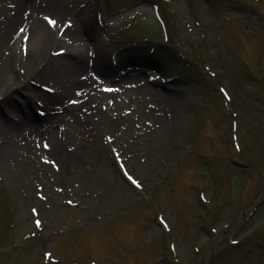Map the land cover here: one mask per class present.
Returning a JSON list of instances; mask_svg holds the SVG:
<instances>
[{
	"label": "rangeland",
	"instance_id": "rangeland-1",
	"mask_svg": "<svg viewBox=\"0 0 264 264\" xmlns=\"http://www.w3.org/2000/svg\"><path fill=\"white\" fill-rule=\"evenodd\" d=\"M54 3L61 19L36 15L52 43L26 57L25 5L0 0L2 123L44 104L34 86L75 52L58 40L80 5L120 64L99 81L83 70L88 95L17 133L18 153L0 123V264H264V0ZM127 72L138 82L112 91Z\"/></svg>",
	"mask_w": 264,
	"mask_h": 264
},
{
	"label": "bare ground",
	"instance_id": "bare-ground-1",
	"mask_svg": "<svg viewBox=\"0 0 264 264\" xmlns=\"http://www.w3.org/2000/svg\"><path fill=\"white\" fill-rule=\"evenodd\" d=\"M17 3H18V6L25 5L21 9V11L23 13L24 12L27 13L25 23H26V26H27V29L30 35V37L27 39L28 48H27L26 57H28V54L29 56L31 54H37L36 51L39 48L46 45L44 43H46L47 41L52 43L51 38L47 35V33L44 32L41 26V23L38 22L36 15L38 16V14H40L41 11L42 12L49 11V12L54 13L58 19H61L62 14L64 13L63 12L64 6L63 5L57 6L54 3V0H17ZM5 14L6 15L4 16V18L7 19V21L5 22H11L14 16H12L13 17L12 18V17H8V15L10 14L8 13H5ZM19 16H18V21L20 20ZM62 23L66 24V27L71 26L70 29L72 30L73 33L72 32L69 33L70 36L67 35L66 38H63L62 36V38L58 40V43L65 42L66 45L70 48V50L74 48L73 50L75 52H70L68 54L67 61L64 62L65 63L64 71L60 69L59 70L56 69L51 74V80L53 81L51 83V87L52 88L56 87V89L52 96L45 95L42 97L44 101L43 108L46 111L44 116L46 117L47 115L44 121L40 120L37 116L34 117L32 113L34 105L31 102L26 103L25 109L23 111L21 110L18 111V112H21V114H20V119L16 125L10 124V123L7 124V122L2 123L5 117H0V120H1L0 123L5 128V130L8 129L7 125H9V128H10L9 132L7 130L8 135H6L5 133L6 135V138H4L5 147L1 148V149L9 150L8 151L9 153H12L11 151L17 152L20 149L19 145L17 146L16 142L13 141V138L17 136V133L18 134H24V133L37 134L39 127L48 121L47 118L50 120L53 117L52 115V113H54L53 108L54 110L56 109L58 111L61 105L65 104L67 101V105L65 106V109L66 107L68 109V107L73 106V102L75 100H77V102H81L82 99L88 95L89 91L87 89V79L82 78V77L80 79V75H82L83 70L86 71L87 69H90L94 71L96 75L100 76V73H103V71H106V70L112 71L114 69V68H111L110 66V58L108 54L106 53V49L101 46L100 39L97 40L95 38L94 32H92V29L88 25L87 20H85V15L83 11L81 10V8L79 11L77 10L75 11L74 21L71 19V21H64ZM79 35L80 37H82V35L85 36L86 42H82V43L78 42L75 39V36L79 37ZM6 40L9 41L8 34H4L2 32L1 38H0V44H4L3 42H5ZM88 50L92 51L91 55L88 53ZM30 57H32V55ZM111 61L113 62V58H111ZM4 73L5 75L3 76L1 75L0 87H4L7 84L8 77H10L11 75L10 73H6L5 71ZM86 73L92 79H95V81H99L100 77L96 75L93 77L88 71H86L85 74ZM38 74H39V71H37L36 75ZM133 74L134 73H128L127 76L123 77L120 82L114 85V87L116 86V88L112 89V91L116 90L117 88H118L117 91H123V88H124L123 86L125 84L127 86H134L135 82H138V77ZM72 88H74V90H71ZM65 92H67L68 94L64 96L63 94ZM148 92L150 95L151 92L150 91ZM153 94L160 96L156 92H153ZM61 100H64V101L61 102ZM168 105L170 104H168V102L165 99L164 100V106H165L164 110L165 108L168 107ZM8 106L11 107L12 109H15L16 107L15 105H10L9 103H8ZM78 107L80 108L81 106H78ZM50 114L52 116H50ZM22 138H24L25 140L27 139V137L25 136H22ZM53 150H54V153L57 154V152L60 149L54 146ZM59 159L62 162L64 161V159L62 157L60 158V156H59Z\"/></svg>",
	"mask_w": 264,
	"mask_h": 264
},
{
	"label": "snow or ice",
	"instance_id": "snow-or-ice-1",
	"mask_svg": "<svg viewBox=\"0 0 264 264\" xmlns=\"http://www.w3.org/2000/svg\"><path fill=\"white\" fill-rule=\"evenodd\" d=\"M44 20L48 23V25H54L55 21L53 19H51L49 16H45ZM22 31V30H21ZM45 147H48L47 144H45ZM49 163H52L51 161H49ZM130 180H132L133 184H136L137 187H139V184L137 183V181H135L134 179H132V177H129ZM37 225H39V221H36ZM45 256H49V253H44Z\"/></svg>",
	"mask_w": 264,
	"mask_h": 264
}]
</instances>
